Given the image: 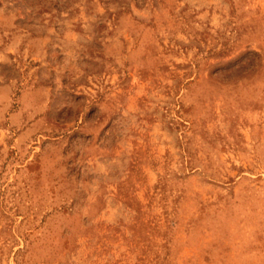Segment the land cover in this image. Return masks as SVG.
Segmentation results:
<instances>
[{
  "label": "rangeland",
  "instance_id": "rangeland-1",
  "mask_svg": "<svg viewBox=\"0 0 264 264\" xmlns=\"http://www.w3.org/2000/svg\"><path fill=\"white\" fill-rule=\"evenodd\" d=\"M0 264H264V0H0Z\"/></svg>",
  "mask_w": 264,
  "mask_h": 264
}]
</instances>
